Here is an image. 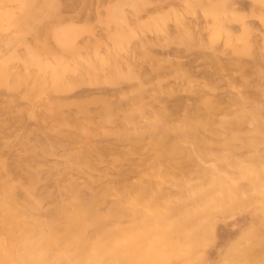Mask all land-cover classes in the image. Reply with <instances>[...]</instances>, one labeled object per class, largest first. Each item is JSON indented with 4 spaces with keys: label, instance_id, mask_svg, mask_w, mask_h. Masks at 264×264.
<instances>
[{
    "label": "rangeland",
    "instance_id": "1",
    "mask_svg": "<svg viewBox=\"0 0 264 264\" xmlns=\"http://www.w3.org/2000/svg\"><path fill=\"white\" fill-rule=\"evenodd\" d=\"M0 264H264V0H0Z\"/></svg>",
    "mask_w": 264,
    "mask_h": 264
},
{
    "label": "bare ground",
    "instance_id": "2",
    "mask_svg": "<svg viewBox=\"0 0 264 264\" xmlns=\"http://www.w3.org/2000/svg\"><path fill=\"white\" fill-rule=\"evenodd\" d=\"M167 172V171H166ZM163 175V174H162ZM195 195V194H194ZM159 218V217H158ZM25 235H27V234H25ZM80 236V235H79ZM25 237H27V236H25ZM78 238V237H77ZM186 251H188V250H186ZM187 253V252H186ZM179 254V253H178Z\"/></svg>",
    "mask_w": 264,
    "mask_h": 264
}]
</instances>
